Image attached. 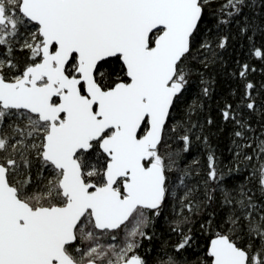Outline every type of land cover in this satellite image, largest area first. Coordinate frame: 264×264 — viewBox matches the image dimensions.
<instances>
[{"label":"snow or ice","instance_id":"obj_1","mask_svg":"<svg viewBox=\"0 0 264 264\" xmlns=\"http://www.w3.org/2000/svg\"><path fill=\"white\" fill-rule=\"evenodd\" d=\"M0 264H264V0H0Z\"/></svg>","mask_w":264,"mask_h":264},{"label":"trees","instance_id":"obj_2","mask_svg":"<svg viewBox=\"0 0 264 264\" xmlns=\"http://www.w3.org/2000/svg\"><path fill=\"white\" fill-rule=\"evenodd\" d=\"M220 87L225 88V90H226V85L223 83V80L221 82ZM226 145H227V139L225 137H221L220 138V149H221V151L224 150ZM224 155H228L227 152H224Z\"/></svg>","mask_w":264,"mask_h":264}]
</instances>
